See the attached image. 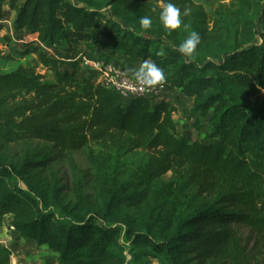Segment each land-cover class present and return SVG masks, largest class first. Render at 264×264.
I'll return each instance as SVG.
<instances>
[{
    "label": "trees",
    "instance_id": "1",
    "mask_svg": "<svg viewBox=\"0 0 264 264\" xmlns=\"http://www.w3.org/2000/svg\"><path fill=\"white\" fill-rule=\"evenodd\" d=\"M197 1L172 0L183 23L169 30L139 23L148 15L160 21L167 0H0V32L11 20L16 31L37 35L15 53L38 54L49 73L36 65L0 72V140L39 139L56 151L21 164L0 154V226L12 215L19 235L47 245L57 264H264V0L219 2L210 11ZM192 31L201 40L186 62L177 49ZM43 46L155 62L192 99L194 127H209L205 138L180 130L171 100L125 101L79 61ZM5 56L13 58L0 49ZM77 151L88 168L76 200L64 201L68 186L59 180L45 185L29 173L61 157L74 163ZM127 211L139 216L118 217ZM11 255L0 245V264Z\"/></svg>",
    "mask_w": 264,
    "mask_h": 264
},
{
    "label": "rangeland",
    "instance_id": "2",
    "mask_svg": "<svg viewBox=\"0 0 264 264\" xmlns=\"http://www.w3.org/2000/svg\"><path fill=\"white\" fill-rule=\"evenodd\" d=\"M10 1V0H6ZM198 3L204 4L207 10H211L213 6H216L219 2L227 3L229 0H198ZM8 5V4H7ZM122 15L126 16L127 19L132 17L131 12H123ZM149 16V15H148ZM152 19L151 27L163 25L161 21L157 20L156 17L149 16ZM7 24V23H6ZM150 27V28H151ZM15 36L17 39L21 40H31L32 37L28 34H17L15 31L13 34L8 30L4 34H0V49L3 51L4 55H12L13 58L8 59L7 56L0 58V72L6 73L16 69L19 65L24 66H37V70L41 73H47V71L38 62V54H29L26 57H20L16 55L15 48L21 46L22 43L12 39ZM27 36V38H26ZM10 38V39H9ZM16 43V44H14ZM16 46V47H15ZM84 49V47H80ZM16 52V53H15ZM78 52V51H77ZM63 56H76L73 54H63ZM116 59L118 61H123L125 58L122 54L117 53ZM67 62V61H66ZM68 63V62H67ZM72 63V62H70ZM139 67L142 65L136 63ZM81 67V66H80ZM133 69H130L132 71ZM137 70L136 68L133 70ZM165 73V72H164ZM49 75V73H47ZM166 76V75H165ZM50 79V77L48 76ZM261 96L264 95V90L261 91ZM166 98L173 100L177 107V112L175 113V118L179 122V128L188 137L194 139L196 137L205 138L208 132V126L203 130L198 131L194 126L195 118L190 116V109L192 107V99L186 98L173 93V89L170 88L166 93ZM0 154H3L8 161L14 164H21L25 161L26 157L34 160L47 159L50 155H55V148L52 147L51 143L41 141L39 139H33L29 141H23L20 143H6L0 140ZM74 163L70 162L67 158H57L49 162L46 166L42 168H37L30 170V175L40 183L47 185L56 180L63 185H67L68 189L65 194V202L69 199L76 200L74 197L73 189L78 180H84V172L88 168V161L86 158L85 151H77L73 154ZM28 170V169H27ZM171 173L164 176L162 181H169L171 179ZM86 193L92 195V200L96 203V206L100 204L101 198L95 188L91 185H86L84 187ZM209 201V200H208ZM125 215L139 216V212L127 211L118 214L120 219H123ZM12 216V215H11ZM6 215L4 218L3 225L0 226V245L9 246L12 249V255L10 264H16L14 258L18 257L19 264H57V253L51 250L48 246H42L37 244L35 241L20 238L19 233L11 227L12 217ZM242 234L246 237L249 232L248 230H242ZM21 257L24 258V263L21 262ZM130 258V257H129ZM137 264H159L157 260L150 258L147 260H142Z\"/></svg>",
    "mask_w": 264,
    "mask_h": 264
},
{
    "label": "built area",
    "instance_id": "3",
    "mask_svg": "<svg viewBox=\"0 0 264 264\" xmlns=\"http://www.w3.org/2000/svg\"><path fill=\"white\" fill-rule=\"evenodd\" d=\"M15 41L23 40L14 38ZM49 55L55 56L67 62H75L80 60L83 68L89 69L96 77L98 83L106 88L113 89L119 97L125 101L147 96L157 99L166 98V93L170 88L176 89L175 86L167 79L164 84L147 88L136 80L134 72L124 68L121 64L113 60L106 61L104 59L93 58L84 52H79L76 57L64 58L62 52L57 47L43 46ZM167 99V98H166ZM12 227V226H11ZM14 228V227H12Z\"/></svg>",
    "mask_w": 264,
    "mask_h": 264
},
{
    "label": "clouds",
    "instance_id": "4",
    "mask_svg": "<svg viewBox=\"0 0 264 264\" xmlns=\"http://www.w3.org/2000/svg\"><path fill=\"white\" fill-rule=\"evenodd\" d=\"M183 14H187V9H185ZM159 18L163 26L169 30L178 29L183 23L181 9L177 7L172 0H167V2L163 4ZM139 23L143 28L148 29L152 25V19L149 16H142L140 17ZM200 40V34L196 31H192L178 46L177 51L187 57L186 62L192 61L193 54L196 52L197 45L200 43ZM164 54L163 50L158 52V55ZM134 76L137 81L142 83L147 88H151L156 85L162 86L166 81L163 69L155 62L147 60L134 72Z\"/></svg>",
    "mask_w": 264,
    "mask_h": 264
},
{
    "label": "crops",
    "instance_id": "5",
    "mask_svg": "<svg viewBox=\"0 0 264 264\" xmlns=\"http://www.w3.org/2000/svg\"><path fill=\"white\" fill-rule=\"evenodd\" d=\"M6 26H5V28H4V30L2 31V32H0V34H4L7 30H8V27H9V30H10V32L13 34V32L15 31L17 34H19V35H21V34H27V36H28V32L26 31V30H19V31H16L15 29H14V27H13V24H12V22H11V20H6ZM31 37H32V39L31 40H36V41H38V37H37V35H35V34H29ZM27 36H26V38H27ZM12 38L14 39V38H16L15 36H12ZM60 50V49H59ZM61 52H63V51H65L64 49L63 50H60ZM89 52V51H86L85 50V48L82 50V49H79L78 50V52H76V56H77V54L79 53V52ZM87 54V53H86ZM76 56H65L66 58H72L73 59V57H76ZM116 54H114L113 55V57H111V60H113V61H115L116 63H118V64H121L122 66H124V67H126V69L127 70H129L130 71V69H138L139 68V66L138 65H135V64H130V63H128V62H125L126 61V58H123V60H124V62L122 61H118L117 59H116ZM38 61H39V57H38ZM77 61H80V60H77ZM74 62V61H73ZM76 62V61H75ZM41 65V64H40ZM81 65H80V62H79V67H80ZM82 67V66H81ZM131 71V72H134V71ZM136 71V70H135ZM173 93L174 94H177V95H180V96H184L178 89H173ZM184 97H186V96H184ZM186 98H188V97H186ZM170 100V99H169ZM172 102H173V100H171ZM174 103V102H173ZM11 216V215H10ZM8 217H9V215H8ZM12 217V216H11ZM20 238H22L21 236H20ZM22 239H24V238H22ZM42 246H47V245H42ZM14 262H16V264H19V259H18V257H15L14 258ZM21 262L22 263H24V258L23 257H21ZM58 263V262H57Z\"/></svg>",
    "mask_w": 264,
    "mask_h": 264
}]
</instances>
